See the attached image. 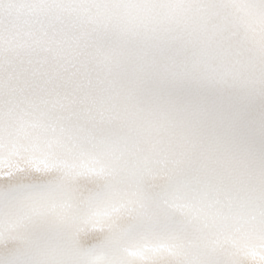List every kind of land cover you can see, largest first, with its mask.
Returning a JSON list of instances; mask_svg holds the SVG:
<instances>
[{
  "label": "snow or ice",
  "instance_id": "obj_1",
  "mask_svg": "<svg viewBox=\"0 0 264 264\" xmlns=\"http://www.w3.org/2000/svg\"><path fill=\"white\" fill-rule=\"evenodd\" d=\"M0 264H264V0H0Z\"/></svg>",
  "mask_w": 264,
  "mask_h": 264
}]
</instances>
